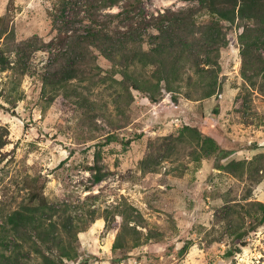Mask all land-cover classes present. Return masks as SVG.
I'll return each instance as SVG.
<instances>
[{
    "label": "rangeland",
    "instance_id": "1",
    "mask_svg": "<svg viewBox=\"0 0 264 264\" xmlns=\"http://www.w3.org/2000/svg\"><path fill=\"white\" fill-rule=\"evenodd\" d=\"M197 3L144 0L140 11L150 17ZM8 5L22 49L20 55L12 54L10 61L17 67L19 59L18 66L26 67V73H17L11 67L0 71V125L10 131L0 163V216L25 198L29 191L25 180L41 175L39 183L46 181V194L53 200L71 201L85 220L94 206L103 210L128 201L162 233V240L154 237L134 248L128 257L114 261L121 255L112 250L119 225L107 230L101 217L103 223L90 222L79 233V256L65 264H264V224L248 233L246 244H238V251L227 254L236 245L227 228L229 214L222 209L226 201L235 204L243 197L264 201V156L261 167V159L255 162L260 170L249 171L244 177L217 167L230 159L250 160L264 153V78L260 76L250 86L242 76L240 29L236 23L227 26L229 44L221 52L223 88L218 93L201 100L182 96L179 103L166 93L160 102L151 103L134 90L127 115L111 102L107 108L100 104L86 117L87 102L76 103L63 93L53 96L49 87L47 93L43 92L41 75L51 54L58 50L52 39L60 30L48 12L53 0H0V15ZM71 6L64 23L70 29L83 30L87 23L78 20L75 11L84 14V10ZM121 8V4L115 5L105 12ZM0 46L6 47L2 39ZM99 62L104 67L111 64L102 56ZM109 99L105 95V100ZM185 124L214 134L222 147L236 151L227 158L220 159L215 153L201 161L186 153L172 154L156 171L144 172L140 164L151 140L177 134ZM112 133L118 138L108 141ZM100 148V163L107 175L91 185L85 165L94 163L95 149ZM254 223L247 217L241 225L244 230ZM187 240L192 245L180 256L178 250Z\"/></svg>",
    "mask_w": 264,
    "mask_h": 264
},
{
    "label": "trees",
    "instance_id": "2",
    "mask_svg": "<svg viewBox=\"0 0 264 264\" xmlns=\"http://www.w3.org/2000/svg\"><path fill=\"white\" fill-rule=\"evenodd\" d=\"M197 1V5L187 9H166L145 17L140 11L144 0H53L48 12L53 25L60 30L52 39L58 50L51 54L41 75L43 92L47 93L49 87L53 96L63 93L76 103L87 102L86 117L96 112L100 104L107 108L111 102L121 114L127 115L134 101V90L151 103L160 102L166 93L171 94L175 103L182 96L196 100L211 97L223 88L221 52L229 44L227 26L235 23L240 29L241 74L250 86L255 85L260 76L264 78V0ZM120 4L119 11L105 12ZM70 6L84 10V14L75 11L78 20L87 23L83 30L70 29L64 23ZM205 16L207 19L201 20ZM12 20L13 12L8 5L7 11L0 15V41L6 45L0 46V71L11 67L24 74L26 67L18 66L19 59L17 67L10 61L12 54L18 56L22 51ZM100 56L110 61L109 67L99 62ZM105 95L110 99L105 100ZM125 115L123 119L128 122ZM9 134V128L0 125V163ZM116 138L112 133L107 140ZM235 151L222 147L214 134L185 124L177 134L151 140L140 167L144 172L156 171L160 162L172 154L186 153L201 161L215 153L220 159L227 158ZM263 154L250 160L230 159L217 167L244 177L249 171L260 170L255 162L261 159V167ZM94 155V163L85 165L90 171L91 185L107 175L100 163L101 148L95 149ZM40 177L26 179L29 191L25 198L0 216V264H65L75 260L79 256V233L101 217L107 230L115 228L116 223L119 225L112 250L121 255L114 261L128 257L134 248L154 237L162 240V233L150 225L136 205L125 201L103 210L94 206L85 220L71 201L51 199L45 192L46 181L39 183ZM222 209L229 214L227 228L236 245L227 251L232 255L239 250L238 244H246L251 230L264 224V201L243 197L235 204L226 201ZM247 217L255 223L243 230L241 222ZM191 245L192 241L187 240L178 254L184 255Z\"/></svg>",
    "mask_w": 264,
    "mask_h": 264
},
{
    "label": "bare ground",
    "instance_id": "3",
    "mask_svg": "<svg viewBox=\"0 0 264 264\" xmlns=\"http://www.w3.org/2000/svg\"><path fill=\"white\" fill-rule=\"evenodd\" d=\"M100 223H103V222H102V219H101V218H98V219L95 221V224H100Z\"/></svg>",
    "mask_w": 264,
    "mask_h": 264
},
{
    "label": "water",
    "instance_id": "4",
    "mask_svg": "<svg viewBox=\"0 0 264 264\" xmlns=\"http://www.w3.org/2000/svg\"><path fill=\"white\" fill-rule=\"evenodd\" d=\"M213 264H217V261H215Z\"/></svg>",
    "mask_w": 264,
    "mask_h": 264
}]
</instances>
